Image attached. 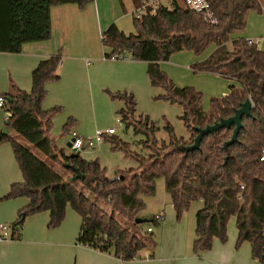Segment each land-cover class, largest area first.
<instances>
[{
    "label": "trees",
    "instance_id": "obj_1",
    "mask_svg": "<svg viewBox=\"0 0 264 264\" xmlns=\"http://www.w3.org/2000/svg\"><path fill=\"white\" fill-rule=\"evenodd\" d=\"M93 1L0 0V52L19 54L27 44L50 40L54 7L84 6ZM143 1L132 0L134 8ZM207 1L212 19L194 12L183 0H168L155 16L133 19L137 34L128 36L115 24L103 34L104 58L111 60L127 54L146 62L151 84L165 89L162 98L183 107L181 119L189 130L188 138L178 137L168 124L169 141L160 144L153 136L156 127L148 119L135 118L134 97L127 92L113 94L126 102L119 111L120 122L127 128L133 126L135 133H146L145 147L149 149L146 156L135 155L138 168L118 172V180L108 178L98 160H87L81 155L71 158L72 154L67 155L56 146L53 121L61 107L46 110L43 105L47 84L60 78L61 53L42 61L33 71L30 92L15 88L14 94L2 95L6 110L11 113L9 127L73 175L65 179L13 136L1 135L0 143L11 144L23 175V182L12 185L5 199L29 200L11 225L12 239L18 238L26 218L42 212L50 213V228L59 227L70 207L82 220L78 243L112 253L124 262L139 259L147 243L130 227L140 226L136 220L145 209L144 197L155 195L157 181L164 178L177 220H182L194 203H203L196 213V254L210 251L216 239L226 243L229 223L236 218L237 247L250 243L252 257L264 263V163L260 161L264 151V50L257 44L250 45L245 37H234L245 31L251 12L262 13L263 0ZM212 46L213 52L191 69L195 74H216L236 84L230 86L227 95L212 98L209 111H205L203 94L192 86H176L160 64L183 51L202 56ZM247 100L253 105L252 115L243 117V128L235 144L225 148L232 138L233 125L205 136L200 149L184 150L194 144L197 129L234 116ZM71 122L72 118L64 130L69 129ZM115 146L126 149L119 142ZM74 169L80 171L83 179H72L77 174ZM85 191L106 202L112 213ZM116 213L127 222L120 223ZM143 219L149 226L151 222L159 224L154 217ZM17 228L20 230L15 233Z\"/></svg>",
    "mask_w": 264,
    "mask_h": 264
},
{
    "label": "rangeland",
    "instance_id": "obj_2",
    "mask_svg": "<svg viewBox=\"0 0 264 264\" xmlns=\"http://www.w3.org/2000/svg\"><path fill=\"white\" fill-rule=\"evenodd\" d=\"M134 9L132 0H94L84 6L65 5L55 7L54 9V17H71L72 27L67 32L66 48L74 53L75 49H79L80 44V53L85 56L83 62L85 67L92 66V71L93 69L99 70V74L97 77H94L95 73L91 72L90 80L86 76L85 86L81 84L78 87L76 84L66 92L61 103L57 105L61 107V110L54 117L52 137L56 142L57 148L64 150L65 154L70 155L72 151L68 148L67 144L72 139L74 133L82 138H93L97 131L106 132L109 129H115L116 134L114 136H105L102 144L97 145L94 149H82L80 153L84 159L91 161L98 160L100 165L106 170V176L111 180H115L116 176H118L116 174L120 171L138 168V161L135 159V155L146 156L149 154V149L145 147V142L148 138L147 134L144 132L135 133L133 126L127 128L124 123L120 122L121 116L119 115V111L126 107V102L114 98L113 94L127 92L134 97L136 103L135 118L139 121L140 119L143 121L148 119L151 125L156 127L153 136L160 144L164 141H169V134L166 131L168 124L173 127L178 137H189V130L181 119L183 107L178 103L162 98V96L166 95V91L161 86H153L151 84L147 74L146 62L136 61L127 54L123 55V59L107 60L104 58L105 48L102 42V35L105 34L112 24H115L128 36L137 34L133 21L136 18L133 15ZM255 31L261 32L260 34L264 35V0L262 13L257 14L256 21L250 22L243 32V36L248 32L253 36ZM260 39L259 48L262 49L264 48V37ZM253 40L258 44V39ZM210 50L211 48L207 52ZM186 54L188 52L185 51L175 54L173 64H178V57H188ZM61 55L64 58L65 50L61 51ZM194 55L191 54L190 56L198 60L201 59V57H197L196 55L195 57ZM172 58L173 56L169 61L171 63ZM98 59H100V62ZM179 64V66L186 68V65ZM182 73L185 74L187 81L172 78L169 74L168 76L178 87L193 86L196 90H202L203 92H206L210 88L209 84L207 86V81L198 78L208 74H195L193 70H183ZM212 76L217 77L215 74ZM202 82L203 88L200 85ZM205 92L203 94L202 105L207 111L210 109V102L214 95H207ZM55 106L47 107L45 104L44 109L47 110L49 108L48 110H50ZM71 118L73 122H71L69 129L66 131L64 127ZM14 138L29 148L39 159L43 160L65 179L73 176L64 170L60 163L47 158L25 138L16 133ZM117 142L125 144L126 149L115 148ZM85 192L106 212L112 213L110 206L106 202L91 195L89 191ZM144 200L146 206L139 215L141 218L151 219L156 213L170 206L171 200L166 192L164 178H160L157 181L155 195L144 197ZM199 203L196 202L192 205L191 209L187 212L188 215L193 214L194 216L196 214L197 208L200 205ZM115 218L122 224L127 222L119 213L115 214ZM162 222L160 224L151 222L150 225L155 230L152 234L147 233L149 223L141 224L137 228H130L132 233L137 234L141 240L147 243L151 241L159 243L161 241L159 231Z\"/></svg>",
    "mask_w": 264,
    "mask_h": 264
},
{
    "label": "crops",
    "instance_id": "obj_3",
    "mask_svg": "<svg viewBox=\"0 0 264 264\" xmlns=\"http://www.w3.org/2000/svg\"><path fill=\"white\" fill-rule=\"evenodd\" d=\"M54 9L55 7L52 9V38L50 40L27 44L19 54L0 52V96L14 94L15 88L30 92L33 71L42 61L61 53L62 50H65V56L64 58L62 56L58 69L60 78L58 81L47 84L48 95L44 102L47 107L53 105L57 107L66 92L74 85L85 86L86 76L90 80L91 72L95 73L94 77L98 76L99 70L93 69L92 71V66L85 67L83 63L85 56L80 53V44L79 49H75L74 53L66 48L67 32L72 27L71 17H54ZM257 14V12H251L250 17L248 15L247 26L250 22L257 20ZM260 33L255 31L252 36L248 32L245 36L242 33L234 37H245L248 40L258 39L257 46L259 48L260 38L264 37ZM210 48L209 52L207 50V53L199 56L200 60L190 56L194 55L193 52L185 51L188 52L186 54L188 57H178V64H173L176 56L174 54L172 63L169 62L170 60L162 62L161 69H164L163 71L172 78L186 80L182 71L192 70L193 64L205 60L215 49L214 46ZM98 60L100 62V59ZM179 63L186 65V68L179 66ZM206 74L208 75L198 78L207 81V86L209 84L210 88L204 92L207 95H214L213 98L227 95L230 86L236 84L228 79V81L220 79L221 76L214 77L213 74ZM200 85L203 88V82ZM199 92L204 94L202 90ZM2 134H9L13 137L15 135L9 127L4 109L0 108V137ZM20 172L11 144L0 143V224L13 225L18 220L20 210L29 203L26 198L5 199L10 193L12 185L23 182V175ZM199 204L198 210L203 206L201 201ZM158 214L165 217L160 225L161 241L159 243L146 242L147 248L140 253V258L134 261L124 262L112 253H103L78 243L82 220L75 211L68 207L65 220L57 228L49 227V212H42L26 218L17 239L0 240V264H264L252 257L250 243L246 242L239 248L237 247L236 218H232L229 223L226 243L216 239L210 251L198 255L193 247L196 239V214L193 216V214L186 213L183 219L178 221L172 203L155 215ZM154 232L153 229L152 233Z\"/></svg>",
    "mask_w": 264,
    "mask_h": 264
},
{
    "label": "built area",
    "instance_id": "obj_4",
    "mask_svg": "<svg viewBox=\"0 0 264 264\" xmlns=\"http://www.w3.org/2000/svg\"><path fill=\"white\" fill-rule=\"evenodd\" d=\"M168 0H144L141 4L140 7H138L137 9H135L133 15L137 18V19H142L145 16L148 15H152L155 16L157 14V11L159 9V7L162 4H166ZM184 4L190 8L191 10H193L194 12L198 13V14H202L206 19H212L211 17V9H210V5L208 3L207 0H183ZM104 39L103 35H102V40ZM250 45L255 44V42L253 40H249L248 41ZM130 58H132L130 55H128ZM124 56H119L118 58H114V59H123ZM0 108L4 109L6 112V116L7 118H9L11 116V113L9 111L6 110V101L5 98L0 96ZM253 108V105H252ZM116 134V130L115 129H109L106 132H101V131H97L95 134V137L93 138H82L81 136L77 135L76 133H74L72 135V139L70 140L71 142V151L72 153H77L80 155L82 149H94L97 145H100L103 143L105 136L108 135H115ZM260 161L262 163H264V151L262 152V155L260 157ZM119 178L116 177L115 180H118ZM241 189H244V186H241ZM164 215L162 214H158L155 215L154 220L156 222H158L160 224V222H162L164 220ZM12 227L5 225V224H0V232H1V236H0V240H8L12 238ZM20 229L17 228L15 230V233H17ZM148 233H152L153 232V227L150 226L147 229Z\"/></svg>",
    "mask_w": 264,
    "mask_h": 264
},
{
    "label": "water",
    "instance_id": "obj_5",
    "mask_svg": "<svg viewBox=\"0 0 264 264\" xmlns=\"http://www.w3.org/2000/svg\"><path fill=\"white\" fill-rule=\"evenodd\" d=\"M251 115H252V103L250 100H247L244 104L241 105L240 109L235 110L234 116L228 119H222L220 122L214 125H210L204 129H197L198 135L195 138L194 144L192 146L185 147L184 150L187 152L198 150L200 149L201 143L205 136L218 132L224 128H231L234 125L235 129L233 131L232 138L230 141L225 143V148H228L229 146L235 144L238 141L240 131L243 128V124H242L243 117L251 116ZM67 146L68 148L71 149V146H72L71 142H69ZM70 157L71 158L79 157V154L72 153ZM74 171L77 173L76 176L73 177L74 181L83 179V176L80 174V171L78 169H74ZM136 223L138 225H141V224L147 223V220L143 218H138L136 220Z\"/></svg>",
    "mask_w": 264,
    "mask_h": 264
}]
</instances>
